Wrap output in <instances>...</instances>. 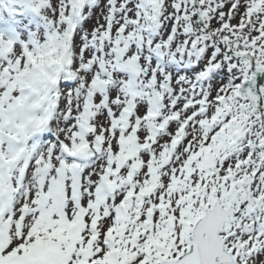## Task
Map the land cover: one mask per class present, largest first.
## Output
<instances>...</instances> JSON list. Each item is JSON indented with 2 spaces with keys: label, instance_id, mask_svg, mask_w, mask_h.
Here are the masks:
<instances>
[{
  "label": "rangeland",
  "instance_id": "374dc122",
  "mask_svg": "<svg viewBox=\"0 0 264 264\" xmlns=\"http://www.w3.org/2000/svg\"><path fill=\"white\" fill-rule=\"evenodd\" d=\"M40 2L47 12H31L34 16L37 13L41 20L37 23L39 30L52 20L62 22L63 29L69 15L75 18L73 44H62L58 50L44 53L48 59L43 63V72L47 70V74L53 75L56 68L63 69L60 80L66 83L63 87L67 94L73 91L74 96H79L72 87L77 76L85 75L94 60L89 55L82 59L81 55L89 44L94 50L99 38L105 37L107 53L114 57L109 61L113 63L130 46L131 52L127 51L123 61L140 71L142 95H147L149 107L158 88L167 92L160 106L162 112L174 104V97L183 99L180 108L150 124L160 126L167 119L179 116L174 125L162 131L153 145L148 137L140 136L139 148L143 153L136 148L127 153L133 162L116 185L119 197L112 199V205H120L122 212L101 223L103 231L110 233L109 241L105 243L106 239L100 236L87 250L84 242L88 232L84 230L70 234L57 227L47 233L38 230L35 243L43 249L46 264H75L80 252L73 257L69 253V244L74 239L80 241L79 248L88 252L92 260L104 264H123L121 258L131 252L139 264H193V247L187 242L189 231L202 216L203 209L210 207L216 198L234 210L239 206L242 209L225 235V247L232 252L233 264H264V0H196L198 8L193 0ZM70 4L75 5L72 10ZM111 6L115 9L112 20ZM64 10L67 14L62 19ZM93 36H96L94 41ZM68 41L65 40L66 44ZM218 42L223 45L222 51L217 47ZM73 46L77 47L74 51ZM228 50L253 57L252 64L260 73L255 82L248 61L240 59L234 64L223 53ZM73 56L77 64L67 63ZM124 62L121 67L125 66ZM188 66L191 67L188 72L184 71ZM93 70H97L96 63ZM117 77L122 79L121 75ZM122 81L127 83V76ZM189 87H195L196 91H190ZM174 90L176 93H172ZM86 91L93 90L87 86ZM80 96L84 101L85 97ZM193 101H205V111L198 114L201 109L195 106L182 113L181 108L187 104L190 107ZM103 103L102 98L93 102L92 127L104 136L106 155L116 146L111 147L113 137ZM255 104L261 106L260 111ZM194 114L198 117L191 121ZM171 136L176 138V154L168 168H161V162L159 169L155 168L151 164L153 150L156 149V157L158 153L165 156ZM113 151L120 154L116 149ZM131 167L136 170L134 175ZM146 173L151 178L148 185L144 187L143 183L140 188L137 184L141 185ZM249 186L251 198L260 201L255 211L241 200L232 199L233 190L243 193ZM127 192L133 193L130 199L126 198Z\"/></svg>",
  "mask_w": 264,
  "mask_h": 264
},
{
  "label": "bare ground",
  "instance_id": "6f19581e",
  "mask_svg": "<svg viewBox=\"0 0 264 264\" xmlns=\"http://www.w3.org/2000/svg\"><path fill=\"white\" fill-rule=\"evenodd\" d=\"M36 1L39 4L41 3L40 2L41 0H36ZM39 8L40 6L36 7V9ZM43 39L44 38L42 36H38L37 38V45L40 48L39 52L34 49H31L32 47L30 46L29 43H27L26 44L27 47L23 49L20 47V45H17L16 47L17 56H20L22 54L25 56L24 54L25 50L27 51L33 50V54H32L33 60L31 61V66H41V65L43 66V63L48 59L41 55V51H43L44 49ZM71 62L73 63V60H71ZM2 63L3 62L0 63V65H2L0 66V69H2L3 67L9 70V67L6 66L7 63L5 62L3 64ZM39 70L40 71L35 70L34 75L32 73H28V72L24 73L22 70H19L16 75H20V76L19 77L17 76L14 79L11 76L10 77L7 76V81L11 80L12 82H14V85L18 84L21 86V88L19 87L17 88V89H21V91H19V93H15L13 96L17 100H21V107L18 111H15L13 113V117H17V119L10 123V125L8 126V130L12 136L21 138L26 145L30 143V145L25 147L24 151L28 153V157H30V159L32 158L31 159L32 164L35 161H39L43 159L45 162H48V164H50L51 166L50 175L53 176L55 171V163H56V158L54 157V155L47 156L44 148L43 149L39 148L37 150H34V148L31 147L32 146L31 144H33V142H29V141H33L34 134L38 133V135H41L43 132H45L46 134L50 133V136L52 137L58 135V137H60L61 139H66L68 142H72L76 140L78 136L74 131V127L71 128L72 126L71 124L73 120L71 119V117H69L65 124L61 121L60 115H64L66 112H68L67 114L69 116L72 114V112L77 113V111L79 110L83 111L84 103L81 100L82 99L81 96H75V97L69 96L71 97V100L67 101V97H65V95H62L60 93H58V95L55 94L54 91H51L52 90L51 88L52 85L59 83L58 79L44 74L45 72L43 73L44 69L42 68ZM184 71H186V69H184ZM147 74H149L150 76L149 72H147ZM80 77L83 78V80H86V76L81 75ZM80 77H78L77 80L78 83L81 82ZM115 88L117 89V92L119 94L118 99L112 102V99L109 98L110 103H107V107H108L107 112L110 113V116L105 115V118H110V117L113 118L114 110H116L118 106L124 104L126 101L123 84L120 82V84L118 83L115 86ZM77 89H79V87H77ZM82 90L84 91L85 88L84 89L81 88L80 92H82ZM21 92L24 93V95H20ZM160 93H162L164 97L167 96V92L165 91V89H162ZM145 98H146L145 95H142L139 100L142 102V100ZM26 104H28L29 108L24 109L23 107ZM169 113L170 110L164 111V114H161V117H164L166 114ZM48 115H51L50 120L48 119ZM28 121H30V124L27 123ZM142 121L143 123L147 122L146 120H142ZM150 121H155V120L151 119ZM167 125L170 126V123L167 122ZM143 128L144 130L146 129L145 133L148 134V130L146 126H143ZM152 159H153L152 164L157 168L159 166L158 165L159 162H158V158L155 157V151H153ZM94 179L95 177L92 174L88 175L86 178V186L89 188V191L88 193L81 194L82 196L81 205L83 206L88 205V200L90 196L93 195L91 184L94 181ZM149 180H150V176L149 174L146 173L144 176L145 184H147ZM35 184H36V172L33 166H31V169L26 177L23 187V189L28 188V193H25L23 189L17 192L15 189H13L14 186H12L11 188L13 192L12 195L16 200L15 201L16 213L19 212L20 205L24 204L30 207V205L36 201V194L34 192ZM40 221L41 220L38 219V217L34 218V213H28L22 219H18V217L16 216L12 224V228L10 229L11 230L10 235H12V239L17 237L18 240H22L25 236V232H27L29 228H31V225H38ZM10 255L11 256L9 257L11 258L12 263H16L17 257L19 258L23 257L24 253L21 255L20 254L16 255L11 253Z\"/></svg>",
  "mask_w": 264,
  "mask_h": 264
},
{
  "label": "water",
  "instance_id": "95a60500",
  "mask_svg": "<svg viewBox=\"0 0 264 264\" xmlns=\"http://www.w3.org/2000/svg\"><path fill=\"white\" fill-rule=\"evenodd\" d=\"M232 57L235 60L240 58L239 55H232ZM249 61L251 69L254 71L251 64L252 60L249 59ZM239 197L238 193H234V198ZM249 197L250 191L242 198L247 204H253ZM236 215L230 206L224 208L223 202L218 199L213 204L212 209H206L204 218L198 220L193 231H191L192 235L189 242L195 244L194 254L197 257L195 264H225L232 261L231 255L224 251L225 240H222L219 234L225 233Z\"/></svg>",
  "mask_w": 264,
  "mask_h": 264
}]
</instances>
